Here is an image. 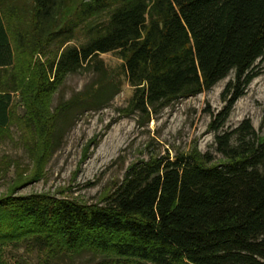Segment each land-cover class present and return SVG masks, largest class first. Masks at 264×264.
Returning a JSON list of instances; mask_svg holds the SVG:
<instances>
[{"label":"trees","instance_id":"obj_1","mask_svg":"<svg viewBox=\"0 0 264 264\" xmlns=\"http://www.w3.org/2000/svg\"><path fill=\"white\" fill-rule=\"evenodd\" d=\"M108 52L118 66L99 57ZM262 60L264 0H0V139L17 124L32 160L0 194V264L2 248L20 243L39 247L38 264L83 251L103 256L96 264H264V134L248 118L214 136L218 158L194 147L149 155L95 203L14 194L16 182L42 174L71 116L103 106L123 82L131 93L121 112L144 124L232 71L210 121L217 130L264 78ZM81 71L90 82L51 106Z\"/></svg>","mask_w":264,"mask_h":264},{"label":"rangeland","instance_id":"obj_2","mask_svg":"<svg viewBox=\"0 0 264 264\" xmlns=\"http://www.w3.org/2000/svg\"><path fill=\"white\" fill-rule=\"evenodd\" d=\"M99 57L107 67L119 65L114 53H101ZM264 66V60L257 62ZM233 72L210 88L193 96L180 97L153 114L149 121L139 123L137 114L125 115L121 108L130 96V87L123 82L119 91L99 108L75 112L63 130L57 144L47 156L42 174L36 179L15 183V195L47 193L55 197L75 198L86 203L99 201L104 191L119 183L129 164L149 155L173 156L196 148L209 151L216 158L214 136L221 131H230L248 118L258 134H264V78L254 77L233 103L224 122L212 129L210 121L224 101L220 93ZM93 74L87 71L69 74L52 95L51 106L70 97L86 86ZM122 81V80H121ZM15 95V112L24 113V107ZM17 100V101H16ZM21 131L13 123L8 134L0 139V194L4 193L17 176L14 167L28 175L32 160L21 141ZM84 157V158H83ZM2 257L7 264H38L41 260L39 247L24 243L2 248ZM60 264H96L105 259L96 253L83 251L79 254L61 255Z\"/></svg>","mask_w":264,"mask_h":264}]
</instances>
